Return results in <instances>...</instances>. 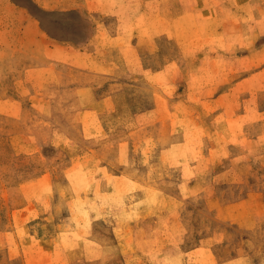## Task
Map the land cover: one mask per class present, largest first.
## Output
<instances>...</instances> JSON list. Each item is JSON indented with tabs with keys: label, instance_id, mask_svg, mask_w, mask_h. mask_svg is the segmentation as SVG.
<instances>
[{
	"label": "rangeland",
	"instance_id": "obj_1",
	"mask_svg": "<svg viewBox=\"0 0 264 264\" xmlns=\"http://www.w3.org/2000/svg\"><path fill=\"white\" fill-rule=\"evenodd\" d=\"M0 264H264V0H0Z\"/></svg>",
	"mask_w": 264,
	"mask_h": 264
},
{
	"label": "crops",
	"instance_id": "obj_2",
	"mask_svg": "<svg viewBox=\"0 0 264 264\" xmlns=\"http://www.w3.org/2000/svg\"><path fill=\"white\" fill-rule=\"evenodd\" d=\"M104 99V98H103ZM117 115L116 117H118L119 115H123V116H127V117H133L134 115H137L138 113H135L133 116H131V114H127L126 112H123L122 114H120V113H116L115 111H112V112H107L105 115ZM122 116V117H123ZM105 150V148H101V149H98V151H104Z\"/></svg>",
	"mask_w": 264,
	"mask_h": 264
},
{
	"label": "bare ground",
	"instance_id": "obj_3",
	"mask_svg": "<svg viewBox=\"0 0 264 264\" xmlns=\"http://www.w3.org/2000/svg\"><path fill=\"white\" fill-rule=\"evenodd\" d=\"M47 6V5H46Z\"/></svg>",
	"mask_w": 264,
	"mask_h": 264
}]
</instances>
